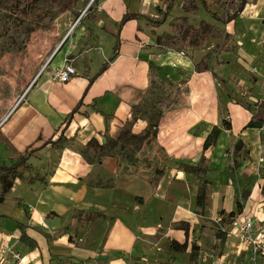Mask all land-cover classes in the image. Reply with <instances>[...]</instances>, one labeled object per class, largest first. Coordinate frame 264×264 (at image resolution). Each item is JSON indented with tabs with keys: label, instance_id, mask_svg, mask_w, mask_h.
I'll return each instance as SVG.
<instances>
[{
	"label": "crops",
	"instance_id": "0c3cea01",
	"mask_svg": "<svg viewBox=\"0 0 264 264\" xmlns=\"http://www.w3.org/2000/svg\"><path fill=\"white\" fill-rule=\"evenodd\" d=\"M156 1L102 0L64 37L46 69L35 68L39 73L22 102L9 108L3 101L0 167L20 157L26 165L17 176L0 171V264H163L166 255L157 247L186 239L176 226L195 225L204 210L199 190L217 177L221 187L213 184L205 209L213 218L224 211L226 241L219 249L199 246L194 264H247L237 238L227 234L234 233L229 215L259 219L264 184L260 180L242 195L222 169L228 150L260 129L246 126L264 102V0H247L239 15L245 35L236 36L234 23L228 27L235 47L218 53L209 46L188 56L156 50ZM127 14L144 17L120 27ZM67 59L76 75L55 81ZM171 82L181 94L163 111L156 136H146L148 119L134 121L133 108L152 96L154 86ZM214 131L213 145L205 149ZM62 132L64 146L48 143ZM122 132L141 135L142 143L124 146ZM184 165L207 170L196 175ZM20 225L30 241H21Z\"/></svg>",
	"mask_w": 264,
	"mask_h": 264
},
{
	"label": "rangeland",
	"instance_id": "374dc122",
	"mask_svg": "<svg viewBox=\"0 0 264 264\" xmlns=\"http://www.w3.org/2000/svg\"><path fill=\"white\" fill-rule=\"evenodd\" d=\"M101 1L98 0L97 3H94L95 0H81L72 12L65 13L68 18L64 16L56 20L52 29L44 32L41 30L33 31L31 23L36 20L40 11L50 9L48 0H40L33 12L23 9L22 4L15 5L17 11L8 12V3H6V0H0V107L5 99L8 100L9 108L11 106L16 107L23 93L39 73V69L41 72L46 69L45 62L47 59L61 46L64 37L73 32L72 26L81 13L91 3L93 4L85 16L93 13V10L96 11V6ZM205 1L213 13L226 19L237 11L241 0ZM156 2L159 5L153 9L158 17L154 18L155 22L152 23L161 29L160 35L157 37L174 38V51L187 55V53H199L196 51L213 46L214 52L222 53L225 49L229 50L230 47H235L234 43L237 45V39L233 38L230 41L226 38L205 34L206 29L216 27L215 25H218L227 34L228 27H232L234 23L237 37L246 34L247 25L242 17L229 25H224L211 16L202 5V0H157ZM65 19L68 20L60 29L61 21ZM204 25L207 26L204 27ZM156 50L165 52L169 49L163 43L158 44L156 38ZM36 67H40L37 73H35ZM157 87H153V94L149 100L138 107L137 110L141 111L139 116L147 118L158 115L181 94V88L175 87L174 82L159 83ZM263 107L264 102L258 106V110ZM258 130V132L249 135L247 141L239 140L228 150L226 162L222 169L225 177L237 182L238 187L243 189L242 195L243 191H248L260 180L264 184V154L261 155L262 150H264V124ZM141 143L139 139H122L124 146L130 144L138 147ZM217 179L218 177L211 179L210 182L204 180V186L202 185L199 190L204 210L201 212L199 219L195 221V225L192 227L189 223L182 222L176 226L185 232L186 239L179 242L175 238H170L166 250L159 251L158 248L161 247H157V254L166 255V262H162L163 264H176L177 260L183 264H194L200 252L199 246L205 249H219L220 245L225 243L226 237L222 228L227 224L228 219L219 222L222 215H225L224 211H219L218 215L213 218L208 215L210 212L206 210L207 206H210V189H213L214 183L219 185ZM242 181L246 182L242 183ZM208 198L209 202L207 201ZM223 223L225 224L223 225ZM153 246L155 247L156 244ZM188 247L190 248L189 252H187Z\"/></svg>",
	"mask_w": 264,
	"mask_h": 264
},
{
	"label": "trees",
	"instance_id": "16d2710c",
	"mask_svg": "<svg viewBox=\"0 0 264 264\" xmlns=\"http://www.w3.org/2000/svg\"><path fill=\"white\" fill-rule=\"evenodd\" d=\"M40 0H6V3H8L9 9L8 12H13V11H17V8H15V5L22 4L23 5V9L29 10L30 12H33L37 5L39 4ZM49 4H50V9L47 11H40L39 14L36 17V20H34L31 24H32V30L33 31H50L55 23L56 20L60 19L61 15L66 13V12H72L77 5L81 2V0H48ZM98 0H95L94 3H97ZM171 4V3H170ZM169 4V5H170ZM202 4L206 9H209V7L207 6L205 0H202ZM247 4V0H241L240 4L238 6L237 11L229 18H222L220 16H218L217 14L213 13L212 11H210V13L212 14V16L214 18H216L217 20L221 21L222 23H229L234 21L237 17H239V15L241 14V12L244 10L245 6ZM169 8V6H168ZM167 14V11H166ZM60 17V18H59ZM144 16L140 15V14H127L122 21L120 22V27L122 25H124L126 22L132 20V19H139L142 18ZM151 21H153L152 19H149ZM155 22V21H153ZM207 25H204V27H206ZM205 34H209L215 37H220V38H226V39H231V35L230 34H225L224 31H222L221 29H219L218 27H210L209 29L205 30ZM119 40V39H118ZM174 38L171 37H163V36H159L157 37V43L158 44H164L165 46H167L168 49H174ZM118 51V45H116L115 48V55L117 54ZM208 61V57H204L202 59V62L200 64V68L204 69L206 68V64ZM105 68V67H104ZM103 68V69H104ZM102 69V71H103ZM149 100L146 99L144 101H142L140 104L135 105L134 106V121L137 120L140 116V110H137L138 107L140 105L145 104V102ZM81 105H78L72 113H70L67 118H66V124L70 122V120L72 119L73 115L78 112L79 107ZM163 112L159 113L158 115L155 116H149L147 117L148 119V126L146 128V130L144 131L146 136L152 135V136H156V132L158 129V123H159V119L161 117ZM142 117V116H141ZM264 124V107L261 108L256 117H254L246 126V128H261ZM129 125V124H128ZM127 126V124H126ZM226 126L228 128H230V125L228 123H226ZM139 139L140 143L142 142V137L141 135H135V134H131L129 136V138H127L126 134H124L123 132L120 135V141H122V139ZM214 138H215V131L212 135L209 136V138L206 140L205 142V149H208L209 147H211L213 145L214 142ZM67 139L64 136L63 132L58 136L57 140L53 141H49L48 143L53 144L56 147H62L67 143ZM110 143V140L108 139V143L107 145ZM202 161H204V159H202ZM26 165V158L25 157H20L19 161L15 164H13L10 167H0V171H4L6 172L8 175L10 176H17L18 175V170L19 168H21L22 166ZM184 169L186 171L192 172L196 175H203L206 172V168H204L202 165L200 166H196V167H191L188 165H184ZM262 194L264 196V186L262 188ZM235 213H231L229 215V217H234ZM20 228L22 229V236H21V241H30L31 239L27 236L26 232H25V227H23L22 225H20Z\"/></svg>",
	"mask_w": 264,
	"mask_h": 264
},
{
	"label": "built area",
	"instance_id": "2783aa9c",
	"mask_svg": "<svg viewBox=\"0 0 264 264\" xmlns=\"http://www.w3.org/2000/svg\"><path fill=\"white\" fill-rule=\"evenodd\" d=\"M92 4L93 3H91L75 21L72 26V31L77 27L82 18L85 17L86 12L90 10ZM76 73L77 71L73 64V60L67 59L64 65L54 72L53 78L55 81L67 83L74 75H76ZM31 86H29L23 93L16 107L22 102ZM229 220V224L233 227L234 233L227 232V234L229 236L233 235L237 238L242 251H245L247 264H259L260 260L264 258V214L259 219L246 215L243 217H231ZM223 221V218L219 219V222ZM16 258L19 259V256H16Z\"/></svg>",
	"mask_w": 264,
	"mask_h": 264
}]
</instances>
